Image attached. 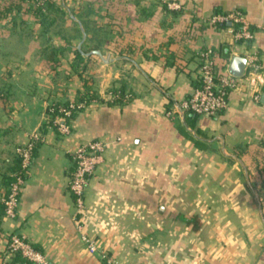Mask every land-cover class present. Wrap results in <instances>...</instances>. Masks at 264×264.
I'll return each mask as SVG.
<instances>
[{"label": "crops", "instance_id": "0c3cea01", "mask_svg": "<svg viewBox=\"0 0 264 264\" xmlns=\"http://www.w3.org/2000/svg\"><path fill=\"white\" fill-rule=\"evenodd\" d=\"M59 3L67 9L90 6L96 11L90 17L98 21L107 8L115 38L99 48L108 60L100 58L90 69L98 75L99 96L70 118L69 133L49 122V105L76 99L29 92L31 99L0 100V149L8 147L5 129L12 130L13 144L28 137L36 142L16 215L1 218L0 264L11 260L12 234L24 236L46 264H107L102 249L121 264H264V84L260 101L245 81L231 89L227 108L216 115L167 114L198 87L202 51L214 52L221 72L229 71L234 55L255 51L264 77V0ZM234 9L250 23V45L235 39V24L209 21ZM14 34L19 36L0 30V53L3 35ZM38 37L49 39L24 33L18 43H28L31 54ZM24 61L29 65L28 57ZM7 68L0 59V76L22 90L30 87L20 75L31 69ZM120 81L125 98L115 99L111 89ZM96 139L107 144L79 210L70 188L72 153ZM241 144L252 147L238 149ZM11 160L0 152L1 198ZM83 233L99 242L98 251L87 250Z\"/></svg>", "mask_w": 264, "mask_h": 264}, {"label": "built area", "instance_id": "2783aa9c", "mask_svg": "<svg viewBox=\"0 0 264 264\" xmlns=\"http://www.w3.org/2000/svg\"><path fill=\"white\" fill-rule=\"evenodd\" d=\"M171 6L174 4H170ZM211 23L231 22L239 25L238 29L234 30L235 39L246 45L248 39L254 36L250 28V23L247 21L245 15L239 9H234L228 13H216L210 16ZM264 30V25L259 26ZM246 58L245 71L242 76H237L230 71L223 72L217 76L214 70V62L210 50L201 52V65L199 72L200 85L195 88L193 93L182 99L176 106L169 109L167 114L169 116L175 113L183 114L185 111H192L200 115H213L219 110L227 108L229 90L240 86L244 81L252 87V97L255 101H260L263 96V90L260 89L259 84H264V77L261 76V63L259 56L255 51H247L244 55ZM83 103H70L69 106L60 105L58 107L59 113L55 115L49 114V120H52V125L61 133H69L70 125L65 117L70 116L74 109H79ZM53 110L54 108H50ZM35 138L28 137L26 142L19 145L17 151L21 157L22 167L27 171L35 146ZM106 142L101 139L92 140L78 146L72 153L75 161V168L70 179V188L75 195L76 205L79 210L85 207V192L89 183V178L94 172L97 164L101 159L102 152L106 146ZM24 179L19 176L16 181L12 183L8 195L4 198L5 215L14 217L16 215L17 206L19 203V193ZM81 227V224H79ZM82 238L87 245V250L91 253L98 251L101 247L99 242L87 234H82ZM10 250H19L30 261L38 264H46L44 255L22 235L12 234L8 243ZM101 256L105 259L107 264H121L117 258L106 253L104 249L101 250Z\"/></svg>", "mask_w": 264, "mask_h": 264}, {"label": "trees", "instance_id": "16d2710c", "mask_svg": "<svg viewBox=\"0 0 264 264\" xmlns=\"http://www.w3.org/2000/svg\"><path fill=\"white\" fill-rule=\"evenodd\" d=\"M165 6H166L165 8L168 11H171L167 3L165 4ZM105 10L106 11L103 15L107 17L108 9L106 8ZM70 11L81 20L87 32L86 39L83 42L84 51H88L93 48H101L102 46H107L109 43L114 42L115 37L109 34L111 32V29H108L110 24L109 20L107 19L105 22H102L96 19H92L90 17L91 14L96 13L95 9H93L90 6H86L85 9L83 10L82 9L79 10L75 7L74 8L72 7L70 8ZM28 13L32 14L33 21L27 19L26 14ZM217 13H221V12H217ZM32 23L37 24L39 26L38 34H40L41 36L49 35L51 29L52 28L54 29V27L56 26L58 27V25L61 26L62 24H66V26H69L71 23L74 25V28L70 30L66 29L64 31V29L60 28L59 30L54 31L56 34L60 35L62 39L65 40V43L60 45H55L54 43H52L51 45L50 44L44 45L41 47L40 55L42 57L41 59H45L46 61L50 62L51 68H56L60 62L58 57V55L60 54L59 53L60 50L62 51V49L65 50L66 48H70L74 53V60L70 62V67L71 69L76 70L80 75L82 79L83 89L78 90L77 92L78 96L76 97V100H72V101L68 100L63 103L57 102L49 105L48 113L53 116L59 113L58 107L60 105L69 106L70 103H74V104H79L83 102L87 103L91 99L98 98L99 94L97 89L94 87V83L92 81V75L91 77H89L90 78L89 79L87 76L84 75L83 72L88 67H92L93 65H95L96 61L100 59V57L97 54L85 55L77 48V44L79 40L82 38V32L78 22L70 15L69 10L62 3H59L57 0H0V30H3L4 33L13 32L19 34V36H22V34L25 33V30H26V34L30 33L31 30H29L28 28L31 26ZM222 23L226 24V22H222ZM21 25L23 27H21ZM192 27L193 25H190L186 33H188L192 29ZM238 28L239 25L235 24V29ZM8 39L10 42L12 41L11 38ZM252 39H248L246 44L250 45ZM49 40L50 39H48V41ZM91 43L95 44L94 47H90V49H84L85 45ZM18 45H22V44L18 43ZM13 52L14 50H11L10 48L3 52L1 51L0 54L3 57L4 56L6 57V55L14 54ZM16 52L18 53V51ZM47 52H52V55L49 56ZM211 56L214 62L215 73L217 74V76H220L223 73V71L221 72L220 70L217 69L215 55L212 50H211ZM199 85H200V81L198 86ZM124 87H125L124 83H122L121 81L118 86L112 87L111 91L114 94L115 99L125 98ZM1 92L3 91L0 90V100L2 101L3 93ZM5 99H7V97ZM51 107L54 109L51 110L50 109ZM224 109L219 110L217 113L213 115L222 112ZM77 110L78 109H74V111L70 116L65 117L69 125H70V118L76 113ZM192 114L200 115L190 111L189 116H191ZM49 122L52 123V120L50 119ZM3 134H4V138L2 142L8 147H3L2 149H0V152L3 155V160L12 157L11 160L12 163L10 169H8V171L5 172L2 176V186L5 188V190L4 193H2V198L0 195V224H1L2 216L5 215L4 198L8 195L10 191V187L12 183L16 181L17 177L21 176L24 179L26 175V170L25 168L22 167L21 157L17 151L18 146L23 144L24 142L20 144H15V143L13 144L11 129H5L3 131ZM34 143L36 144V142ZM251 147L252 145H242V144L237 145L238 149L241 148L249 149ZM34 149H33V153H34ZM32 246L36 248L33 244ZM10 251L12 252V256L8 264H29L33 262L30 261L27 257H25L19 250H10Z\"/></svg>", "mask_w": 264, "mask_h": 264}, {"label": "rangeland", "instance_id": "374dc122", "mask_svg": "<svg viewBox=\"0 0 264 264\" xmlns=\"http://www.w3.org/2000/svg\"><path fill=\"white\" fill-rule=\"evenodd\" d=\"M58 2L61 0H57ZM106 10H103V13H105ZM26 17L28 20L33 21V17L31 13L26 14ZM99 20L101 21H106L107 17L99 16ZM21 27H23L21 25ZM39 26L37 24L32 23L31 26L28 28L30 33H27L30 35V37L35 36V33L38 34L39 32ZM60 28L70 30L74 28V25L71 23L69 26H66V24H62L61 26L58 25V27L52 28L50 33H49V41H46L43 37H38V40L33 44V50L31 51V54L29 53V46L28 43H24L22 45H18L19 42V36L17 35H12L11 39L12 41L10 42L8 38L9 36L3 35V47L4 50H1L2 52L5 51L6 49L14 50V54L11 55H6V57L2 56L0 54V59L1 61L8 66V70H14L17 68V65L22 69H31V73L26 75H20V77L27 78L30 81V87L25 88L24 90L21 89V87H18L17 84H9L11 81V78L7 79L5 76H0V90L3 91L2 94V99H31L32 96L29 95V92L33 93L32 95L35 96L36 98H41V99H76L78 96V90L83 89V84H82V79L78 72L74 69L70 68H65V66H69L70 62L74 60V53L71 49H65L62 51L60 50V54L58 55L59 57V64L56 68H51L50 67V62L46 61L45 59H41V47L44 45H51L54 43L55 45H60L64 44L65 40L64 39H59L61 37L60 35L56 34L54 31L59 30ZM25 29V28H23ZM33 29V30H32ZM37 31V32H35ZM26 33V30H25ZM26 40V39H24ZM31 42L30 40H26L25 42ZM10 42V43H9ZM21 44V43H20ZM94 43L85 45L84 49H90V47H94ZM22 50V51H20ZM18 51V53L16 52ZM50 55H52V52H47ZM28 54V56H27ZM15 56V57H14ZM29 58V65L24 61L25 58ZM24 59V60H23ZM100 62V59L96 61V64L93 65L92 67H88L83 73L85 76L88 78L91 77L92 75V81H96L98 78V75L93 74V68ZM17 64V65H16ZM63 66V67H62ZM59 67H61L59 69ZM12 68V69H11ZM58 69V70H57ZM92 69V71H90ZM15 78L19 77L18 75L14 76ZM90 79V78H89ZM51 80L53 82H51ZM26 83H24L25 85ZM36 88H35V85ZM78 85V89L76 91V87ZM97 84L94 83V87ZM99 87V86H98ZM105 86H101L102 89H104ZM97 89V88H96ZM55 95V96H54Z\"/></svg>", "mask_w": 264, "mask_h": 264}, {"label": "water", "instance_id": "95a60500", "mask_svg": "<svg viewBox=\"0 0 264 264\" xmlns=\"http://www.w3.org/2000/svg\"><path fill=\"white\" fill-rule=\"evenodd\" d=\"M68 10H69L70 15L78 22L79 27H80L81 32H82V38L78 42L77 48L85 55L97 54L103 61H107L109 55L107 53H103L102 50L99 49V48H93V49H90L88 51H84L83 50L82 44H83V42L86 39L87 32H86L81 20L77 16H75L70 11V9H68ZM245 66H246V58H245V56L234 55L232 57L231 61H230V64H229V71L231 73H233L234 75L242 76L244 74V71H245Z\"/></svg>", "mask_w": 264, "mask_h": 264}]
</instances>
